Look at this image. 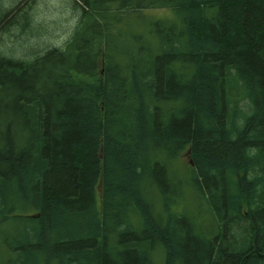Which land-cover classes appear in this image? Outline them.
Here are the masks:
<instances>
[{
	"label": "trees",
	"instance_id": "1",
	"mask_svg": "<svg viewBox=\"0 0 264 264\" xmlns=\"http://www.w3.org/2000/svg\"><path fill=\"white\" fill-rule=\"evenodd\" d=\"M68 1L0 52V264H264V0Z\"/></svg>",
	"mask_w": 264,
	"mask_h": 264
},
{
	"label": "rangeland",
	"instance_id": "2",
	"mask_svg": "<svg viewBox=\"0 0 264 264\" xmlns=\"http://www.w3.org/2000/svg\"><path fill=\"white\" fill-rule=\"evenodd\" d=\"M0 3L9 12L0 20V52L15 54V57L28 54L32 49H45L54 44H61L76 22V14L73 13L68 0H0ZM21 8H26L27 12L24 26L18 24V21L24 23V14H17L13 18L17 19L16 23H10L16 10ZM143 11L154 16L171 14L167 8H149ZM123 24L121 27L127 35L135 33V13L131 12L128 21L125 20ZM118 44L122 46L124 42L120 40ZM188 158L185 153L182 154V160L187 161Z\"/></svg>",
	"mask_w": 264,
	"mask_h": 264
},
{
	"label": "water",
	"instance_id": "3",
	"mask_svg": "<svg viewBox=\"0 0 264 264\" xmlns=\"http://www.w3.org/2000/svg\"><path fill=\"white\" fill-rule=\"evenodd\" d=\"M191 161V160H190ZM99 190L101 191V184L99 185Z\"/></svg>",
	"mask_w": 264,
	"mask_h": 264
}]
</instances>
